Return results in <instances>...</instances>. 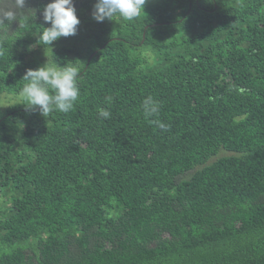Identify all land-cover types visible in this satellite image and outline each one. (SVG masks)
<instances>
[{
  "label": "trees",
  "instance_id": "trees-1",
  "mask_svg": "<svg viewBox=\"0 0 264 264\" xmlns=\"http://www.w3.org/2000/svg\"><path fill=\"white\" fill-rule=\"evenodd\" d=\"M51 2L26 0L35 20L0 43L15 100L0 109V264H264V0H147L103 22L74 0L77 35L53 52L38 43ZM46 55L76 61L80 96L43 117L18 93ZM149 95L161 110L145 118Z\"/></svg>",
  "mask_w": 264,
  "mask_h": 264
},
{
  "label": "clouds",
  "instance_id": "clouds-1",
  "mask_svg": "<svg viewBox=\"0 0 264 264\" xmlns=\"http://www.w3.org/2000/svg\"><path fill=\"white\" fill-rule=\"evenodd\" d=\"M147 0H97L94 5L93 18L97 22L105 19L113 20L119 17L121 20L131 21L137 19L141 12H145ZM26 0H0V43H3L11 35L9 27L14 22H19L20 28L25 26L21 21L31 24L36 18V11L25 7ZM43 21L49 27H43L39 33L38 43L47 49L62 37L77 35L80 20L74 6V0H53L42 10ZM45 48V47H44ZM45 48V50L47 51ZM47 56V55H46ZM80 67L75 62H67L61 67L54 56L47 62L33 70L29 69L23 80L26 83L18 95L27 99L31 107L28 109L39 110L45 117L53 110L62 113L70 112L78 102L80 96L79 87ZM106 101H111L107 97ZM142 110L145 118L158 116L161 104L151 95L142 102ZM99 118L109 119L111 116L107 108H101ZM161 130H167V125L158 119L151 121Z\"/></svg>",
  "mask_w": 264,
  "mask_h": 264
},
{
  "label": "rangeland",
  "instance_id": "rangeland-1",
  "mask_svg": "<svg viewBox=\"0 0 264 264\" xmlns=\"http://www.w3.org/2000/svg\"><path fill=\"white\" fill-rule=\"evenodd\" d=\"M14 101H15L14 100V97L6 96V95L0 96V109L9 107L8 105L10 103L13 104ZM230 155H231L230 153L222 152V154L219 155L218 158H220V157H226V156H230Z\"/></svg>",
  "mask_w": 264,
  "mask_h": 264
},
{
  "label": "water",
  "instance_id": "water-1",
  "mask_svg": "<svg viewBox=\"0 0 264 264\" xmlns=\"http://www.w3.org/2000/svg\"><path fill=\"white\" fill-rule=\"evenodd\" d=\"M144 41H145V34H144Z\"/></svg>",
  "mask_w": 264,
  "mask_h": 264
}]
</instances>
